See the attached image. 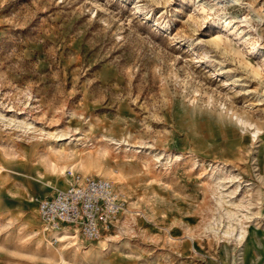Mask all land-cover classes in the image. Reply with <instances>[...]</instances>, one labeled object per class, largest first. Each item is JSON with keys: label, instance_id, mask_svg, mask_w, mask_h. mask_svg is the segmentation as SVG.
Here are the masks:
<instances>
[{"label": "rangeland", "instance_id": "rangeland-1", "mask_svg": "<svg viewBox=\"0 0 264 264\" xmlns=\"http://www.w3.org/2000/svg\"><path fill=\"white\" fill-rule=\"evenodd\" d=\"M68 170L130 226L44 229ZM0 264H264V0H0Z\"/></svg>", "mask_w": 264, "mask_h": 264}, {"label": "built area", "instance_id": "built-area-1", "mask_svg": "<svg viewBox=\"0 0 264 264\" xmlns=\"http://www.w3.org/2000/svg\"><path fill=\"white\" fill-rule=\"evenodd\" d=\"M68 183L50 196H34L45 229L77 232L88 241L99 240L114 229L124 211V194L111 180L68 170Z\"/></svg>", "mask_w": 264, "mask_h": 264}, {"label": "bare ground", "instance_id": "bare-ground-1", "mask_svg": "<svg viewBox=\"0 0 264 264\" xmlns=\"http://www.w3.org/2000/svg\"><path fill=\"white\" fill-rule=\"evenodd\" d=\"M234 1V0H233ZM236 2V1H235ZM202 10H204V9H202ZM226 20V19H225ZM227 23V25H228V21L226 22ZM79 164H80V166H84V163H82V161L81 160H79ZM62 172H63V169L61 168L60 169ZM125 209H126V206H125ZM125 209H124V211H125ZM123 211V212H124ZM122 212V213H123ZM128 212H129V210H128ZM121 213V214H122ZM130 218H132V216H131V213L129 212L127 215H125V218H123V219H121L120 221L117 219L116 220V222H115V224H114V227L116 228L115 230L117 231V232H121V231H123V230H125V229H127L129 226H130V222H129V219ZM42 226H43V228L45 229V227H44V225L42 224ZM53 233H55V232H53ZM72 234V233H71ZM70 235H68V233L67 232H63L62 233V235H61V237H69Z\"/></svg>", "mask_w": 264, "mask_h": 264}, {"label": "crops", "instance_id": "crops-1", "mask_svg": "<svg viewBox=\"0 0 264 264\" xmlns=\"http://www.w3.org/2000/svg\"><path fill=\"white\" fill-rule=\"evenodd\" d=\"M68 180H69V179H68ZM65 185H66V184H65ZM65 185H64V186H65ZM64 186H62V187H64ZM53 193H54V192H53ZM53 193H52V194H53ZM52 194H50V195H52ZM50 195H48V196H50Z\"/></svg>", "mask_w": 264, "mask_h": 264}]
</instances>
